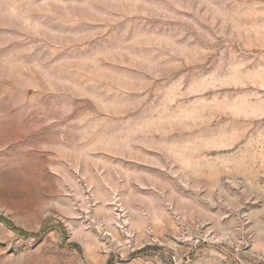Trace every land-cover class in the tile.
Returning <instances> with one entry per match:
<instances>
[{"label":"rangeland","instance_id":"1","mask_svg":"<svg viewBox=\"0 0 264 264\" xmlns=\"http://www.w3.org/2000/svg\"><path fill=\"white\" fill-rule=\"evenodd\" d=\"M0 264H264V0H0Z\"/></svg>","mask_w":264,"mask_h":264}]
</instances>
